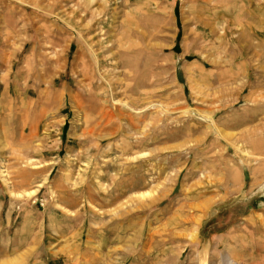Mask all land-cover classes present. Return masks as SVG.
I'll return each mask as SVG.
<instances>
[{
    "label": "rangeland",
    "instance_id": "rangeland-1",
    "mask_svg": "<svg viewBox=\"0 0 264 264\" xmlns=\"http://www.w3.org/2000/svg\"><path fill=\"white\" fill-rule=\"evenodd\" d=\"M0 264H264V0H0Z\"/></svg>",
    "mask_w": 264,
    "mask_h": 264
},
{
    "label": "bare ground",
    "instance_id": "bare-ground-1",
    "mask_svg": "<svg viewBox=\"0 0 264 264\" xmlns=\"http://www.w3.org/2000/svg\"><path fill=\"white\" fill-rule=\"evenodd\" d=\"M61 58H62V57H61ZM58 59H59V58H58ZM56 63H58V64L55 65V66H59V65H60V63H59L58 60H56L54 64H56ZM57 79H58L57 76L54 77L51 83L54 84V83L56 82L55 80H57ZM53 81H54V82H53ZM57 83H58V82H57ZM48 87H49V86H48ZM64 89H65V88H64ZM61 93H62V94H61L62 97H65V95L67 94L65 90H63V92H61Z\"/></svg>",
    "mask_w": 264,
    "mask_h": 264
}]
</instances>
